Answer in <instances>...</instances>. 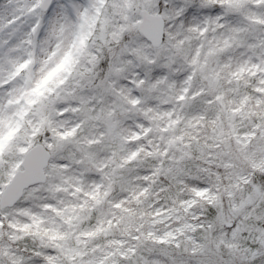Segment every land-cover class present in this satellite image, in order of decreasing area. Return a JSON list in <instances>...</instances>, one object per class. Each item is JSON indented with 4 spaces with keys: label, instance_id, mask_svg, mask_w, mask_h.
I'll return each mask as SVG.
<instances>
[{
    "label": "snow or ice",
    "instance_id": "snow-or-ice-1",
    "mask_svg": "<svg viewBox=\"0 0 264 264\" xmlns=\"http://www.w3.org/2000/svg\"><path fill=\"white\" fill-rule=\"evenodd\" d=\"M0 264H264V0H0Z\"/></svg>",
    "mask_w": 264,
    "mask_h": 264
}]
</instances>
